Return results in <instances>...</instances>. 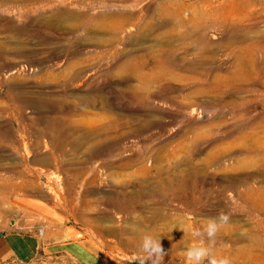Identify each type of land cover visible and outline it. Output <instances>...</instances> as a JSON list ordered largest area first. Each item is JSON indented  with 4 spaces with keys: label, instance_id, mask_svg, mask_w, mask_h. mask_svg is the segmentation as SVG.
I'll list each match as a JSON object with an SVG mask.
<instances>
[{
    "label": "rangeland",
    "instance_id": "1",
    "mask_svg": "<svg viewBox=\"0 0 264 264\" xmlns=\"http://www.w3.org/2000/svg\"><path fill=\"white\" fill-rule=\"evenodd\" d=\"M200 1L0 2V153H8L9 162L16 164L14 172L0 170V181L11 183L0 188V234L26 240L33 251L30 257L21 253L0 264H140L144 254L126 245L132 231L160 235L163 264H187L182 250L191 243L190 235L173 252L165 247V238L181 237L182 221L203 226L221 211L230 221L222 225L215 254L228 256L232 264H264V229L259 231L264 215L246 207L229 182L233 176L264 173V147L259 148L264 137L259 133L261 138L251 141L257 148L249 154L223 149L235 140L243 145L236 125L264 121V71L251 70L254 59L264 63L262 49H251L254 39L264 37V0H246L250 4L237 15L228 10L241 7L244 0L202 5L198 22L221 20L206 30L208 44L201 55L193 48L185 52L177 41L167 44L188 61L204 60L208 81L213 75L223 81L234 77V83L220 87L218 104L206 105L210 98L204 96L181 108L166 97L178 95L181 87L171 82L152 86L148 103H142L131 92L139 85L134 67L118 73L121 64L166 48L161 46L166 32L181 29L174 9ZM190 12L187 7L182 14L187 18ZM251 21L255 28L248 32L250 39L229 38L228 25ZM69 63L76 64L74 78L63 76ZM210 122L216 124L211 134L195 138L196 146L190 148L192 134L181 131L202 128L209 133ZM209 153L225 154L217 164L206 165ZM245 155L258 164L231 170ZM42 156L50 157V163L32 162ZM178 171L186 175L182 200L163 194L164 180ZM150 184L154 196L137 197L135 210L122 207L124 197ZM251 184L264 187L261 178ZM243 188L238 186V191ZM256 197L264 202L263 193ZM24 201L37 204L43 225L29 228L21 212ZM136 216L141 219L133 221ZM175 218L179 226H174ZM256 233L261 245L249 241ZM60 241L83 245L86 260L47 253L48 244Z\"/></svg>",
    "mask_w": 264,
    "mask_h": 264
},
{
    "label": "bare ground",
    "instance_id": "2",
    "mask_svg": "<svg viewBox=\"0 0 264 264\" xmlns=\"http://www.w3.org/2000/svg\"><path fill=\"white\" fill-rule=\"evenodd\" d=\"M6 1H13V2L24 1L25 3L31 4V3H35V1H38V0H0V2H6ZM24 2H22V4H24ZM207 3H209V0L200 1L197 3V5L190 4V5L185 6V4H183L182 6L175 8L174 12L175 14H177V18H179L178 21L180 22L181 29H178L177 32L172 31V30H168L166 32L165 38H163L161 42L162 43L161 46L164 45L166 48L164 49L158 48L155 50L154 49L150 50L149 52H145L139 55L136 60H129L127 63L121 64L119 66L118 68L119 74H122L123 72L130 69L131 67H134V75L136 77V80L139 82V85L138 87L136 85L135 88L131 87L133 88L131 89V92L134 93L138 101H141L142 103H148L149 98L151 97L150 88L152 86L155 88H159L161 85L171 82V83H179L181 87L179 88V91L177 92L178 95L168 94L166 97L168 100L176 102L181 108H184V107L186 108V106L199 103L198 101L200 97H204V96L210 98L209 102L207 100L205 101L207 102L206 105H209V103L218 104V101L217 99H215V97L220 92L219 91L220 87L226 84L234 83L235 81L234 77L223 81L218 75H213L209 81L206 80L205 79L206 75L204 74L205 70L202 69L203 67L202 62L204 60L200 62L188 61L186 58H183L177 55L178 53L177 50H173V48L167 45V44H172L173 42L177 41L179 44H182V50H184L185 52H188L190 48L195 49L197 53L200 55L206 52V46H203V44L207 43L206 42L207 41L206 30L209 29V27L213 26V23L215 25H220L219 20H221L220 18L216 17L211 22H205V23L198 22L199 14L204 13V12H201L202 10L201 6ZM249 4H250L249 1L244 0L241 3V7L231 8L228 10V12L229 14H233V15H237V13L243 14L244 9H246V7H248ZM187 7L190 9L191 15L185 18L182 13ZM209 14L212 15L214 14V12L207 13V15ZM244 16L246 20L253 18V16H249V15H244ZM167 23H168V20L167 21L165 20L164 22L161 23V25L164 26ZM223 24H227V22L223 21ZM254 26H255V23L252 21L251 23L243 22L240 25H235V24L228 25L227 35L229 36L230 39H234L236 41L237 40L247 41V39H250V37L248 36V32L252 28H255ZM263 45H264V37L262 38L260 37V40L259 39L253 40V43H252L253 47L251 49L253 50L254 53L258 52L261 49L264 52ZM75 65L76 64L74 63H69V66L67 70L65 71V74L63 75L64 78H68L67 76H69L70 78H74L76 76V73H74ZM237 68L241 70V68H243V65L238 64ZM251 68L253 72H255L256 74H259L261 71H264V63L262 65H259L257 59H254L253 64H251ZM65 83H67L66 79H65ZM215 125L216 124H211V129L209 133H207V131L203 130L202 128L201 129L197 128V130L183 129L181 132H182V135L192 134L191 136L192 138L189 141V144L192 141V143L190 144V148H195L196 146L195 138H200L201 136L210 135L211 132L214 130ZM247 129H250V131H248ZM234 131L240 135L238 140H240V142H242L243 145H239L237 143V140H235V142L231 143L229 147L227 146V148H223V149L224 150L235 149L238 151L247 152V153H241V154H249L248 152L254 151L257 148L256 145L255 146L251 145V141L254 139L259 140L260 135L264 137V121L238 124L236 125V128ZM234 131H230L231 134L235 133ZM228 134L231 135L230 133ZM262 147H264V142L259 148H262ZM215 148H216V151L221 150V148L217 146ZM223 154L225 153H209L207 155L208 159H207L206 165L217 164L222 158V156H224ZM229 154L236 155L237 153H229ZM9 156L10 155L8 153H0V170L1 171L5 169H9L10 171L14 172L16 170V164H12L9 162L10 161ZM262 156H263L262 157L263 161L262 160L261 161L264 162V153ZM50 161H51L50 157L48 158L44 156L37 157L36 160H32V162H35L36 164H49ZM257 162L258 160H254V158H251L248 155H245L244 158L236 159L230 168L231 170L232 169L234 170V169H239V168H243L246 166L252 167V166H256L258 164ZM179 165L180 164L176 166V169L180 167ZM178 172L180 173H175L174 175H172V178L170 179V181H168L166 178V180H164V185H163V194L173 198L174 200H182V197H180V191H181L182 183L184 182L185 177H186V175H184L185 172L183 171H178ZM254 178H261L262 182H264V173L258 172V173H252L250 175L247 174L244 176H237V177L233 176L229 179V182H230V186L235 190L236 196L242 201L243 204H245L246 207H248L252 211L260 212L264 215V202L259 203L258 202L259 199L257 200V197H256L260 193L264 194V187L256 186L257 188H254V186H252L251 184V181H253ZM10 184H11L10 181L7 179L1 180L0 188H7ZM238 186H243L244 188L238 191ZM147 187L148 188L141 187L138 190V192L135 191L133 193L132 197H124V199L121 201L122 207H124L127 211L132 208H133L132 210H135V207H136L135 202L138 201L137 197L148 198V196H154L155 190H153V185L151 186L150 184V185H147ZM147 189H150V190L145 191ZM131 194L129 196H131ZM249 214H251V211L249 212ZM150 217H153V214H151L149 218ZM147 220H151V219H147ZM178 223L179 221L175 218L173 220L174 226H177ZM181 223L183 224L184 222L182 221ZM262 229H264V220L259 225V231H261ZM223 231H224V227L221 226L218 236L220 234H223L222 233ZM130 234L132 236L128 238V243L126 245L134 247L135 249L139 248L138 247L139 240H140V237L144 233H141L139 231L138 232L132 231L130 232ZM150 234L157 235L155 233H150ZM186 234H187V231L185 232L182 231L180 233L181 237L175 234H171L170 236H167L166 238L162 236L165 238V247H168L173 252V250H175V248L179 244L187 242ZM252 236L254 237H251L249 241H253L257 243L258 245H261V239L258 236V234L256 233V234H253ZM189 239L191 240L192 238H189ZM240 241H242L241 238L236 239L234 242H240Z\"/></svg>",
    "mask_w": 264,
    "mask_h": 264
},
{
    "label": "clouds",
    "instance_id": "3",
    "mask_svg": "<svg viewBox=\"0 0 264 264\" xmlns=\"http://www.w3.org/2000/svg\"><path fill=\"white\" fill-rule=\"evenodd\" d=\"M141 219L139 216L133 217V221ZM191 219V217H189ZM230 221L227 213L219 212L218 215L207 219L203 226L194 224L181 225L180 230L187 231L190 235L189 243L182 251L185 255L187 264H232L228 256L215 254V247L221 226ZM175 229V227L173 228ZM139 251L144 254L140 264H163L166 255L160 235L143 234L139 240Z\"/></svg>",
    "mask_w": 264,
    "mask_h": 264
},
{
    "label": "crops",
    "instance_id": "4",
    "mask_svg": "<svg viewBox=\"0 0 264 264\" xmlns=\"http://www.w3.org/2000/svg\"><path fill=\"white\" fill-rule=\"evenodd\" d=\"M36 203H32L30 201H24L23 206L21 207V212L27 219V224L29 228H38L39 226L43 225V217L41 215V211L38 207H36ZM62 234L63 232H59ZM43 235V233H42ZM32 248H37L38 246L31 245ZM34 246V247H33ZM47 253L50 254H62L66 257H71L74 259L79 260H86L84 259L86 254L85 251L88 249H84L83 245H80L75 242H58V243H50L47 245ZM84 250V251H83ZM0 252H4L0 256V262L14 257L16 255H20L23 253L26 257H30L33 253L32 249L27 245L26 240L20 241L19 237L16 235H4L1 234L0 236Z\"/></svg>",
    "mask_w": 264,
    "mask_h": 264
},
{
    "label": "built area",
    "instance_id": "5",
    "mask_svg": "<svg viewBox=\"0 0 264 264\" xmlns=\"http://www.w3.org/2000/svg\"><path fill=\"white\" fill-rule=\"evenodd\" d=\"M38 233H39L40 235H42L43 230L39 229V230H38Z\"/></svg>",
    "mask_w": 264,
    "mask_h": 264
},
{
    "label": "water",
    "instance_id": "6",
    "mask_svg": "<svg viewBox=\"0 0 264 264\" xmlns=\"http://www.w3.org/2000/svg\"><path fill=\"white\" fill-rule=\"evenodd\" d=\"M0 236H1V234H0Z\"/></svg>",
    "mask_w": 264,
    "mask_h": 264
}]
</instances>
